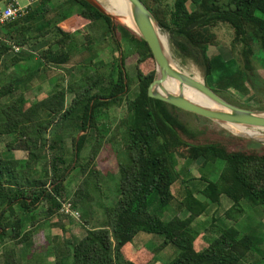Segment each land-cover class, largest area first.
<instances>
[{
  "label": "trees",
  "instance_id": "trees-1",
  "mask_svg": "<svg viewBox=\"0 0 264 264\" xmlns=\"http://www.w3.org/2000/svg\"><path fill=\"white\" fill-rule=\"evenodd\" d=\"M57 1L39 0L27 15L0 29V70L12 45L37 54L42 65L0 87L1 264H41L45 254L53 257L54 264H264L259 225L244 234L235 225L225 226L210 240L209 228L200 231L195 226L200 217L226 202L230 206L225 219L234 224L245 215L246 205L264 207V145L235 137L211 120L185 111L202 121L192 126L182 119L183 110L150 98L156 63L149 45L123 24L113 25L84 0L53 5ZM141 1L169 35L174 54L193 61L217 95L241 108L264 111L260 86L264 79L254 62L255 45L264 53V0ZM74 7L78 11L70 15ZM221 24L233 31L231 55L237 50L241 64L216 80L214 87L213 75L224 64L209 53L211 47L222 45L214 32ZM86 28L110 38L113 61L95 63L90 57L78 78L67 85L57 83L46 97L34 103L24 96L14 99L41 71L68 65L79 46L77 35ZM85 38L92 45V36ZM24 55L13 57L12 65L21 63ZM132 57L137 58L133 79L127 63ZM66 72L73 74L72 69ZM136 85L139 95L131 99ZM249 89L258 95V108L229 96ZM120 113L123 116L112 123ZM86 149L89 155L84 158ZM16 151L27 157H5ZM103 151L104 159L116 164L118 189L113 198L103 190ZM180 159L189 165L202 161L198 177L180 167ZM218 162L224 166L212 180ZM74 172L81 178L75 190L68 183ZM152 200L161 210L175 209L170 221L151 212ZM65 201L89 226L74 241L64 237L70 219L60 211ZM97 208L104 213L102 224ZM182 213L187 214L185 219ZM45 224L63 235L49 240L47 249L37 236ZM141 234L162 240L149 250L148 238L135 244ZM167 248L173 256L164 261Z\"/></svg>",
  "mask_w": 264,
  "mask_h": 264
},
{
  "label": "rangeland",
  "instance_id": "rangeland-1",
  "mask_svg": "<svg viewBox=\"0 0 264 264\" xmlns=\"http://www.w3.org/2000/svg\"><path fill=\"white\" fill-rule=\"evenodd\" d=\"M23 3L26 4V0H22ZM63 0H59L55 2L53 5L60 4L62 3ZM103 6H107L108 4L105 3L103 0H98ZM24 4V5H25ZM56 4V5H57ZM23 5V4H22ZM78 11V7H74L71 10H69V14L73 15ZM56 13H52L50 15V18H54ZM89 32V33H88ZM102 31L100 30H92V28H86L83 31H81L80 34L77 35V39L79 42V46L74 52L72 56V61L66 65V66H58V67H53L49 68L48 72L41 71V76L37 77L32 83L29 85L23 87L21 90H19L15 95L14 99L19 98L20 96H24L29 102L34 103L44 97H46L57 83L67 85L68 82L71 80L74 81L76 78L79 77L80 74L84 72L85 69V60L88 58H92V60L96 62L98 61H104L105 63H110L113 61L112 57V48H111V40L110 38L104 39L101 34ZM214 32L218 35L219 41L221 47H211L210 48V55L211 56H216L218 57L222 63L224 64V68H218L214 75H213V81L212 85H214L215 81L220 79V77L225 76L226 74H230L235 72L238 67L241 64L240 61V56L239 52L236 50L234 53V57L231 55V42L233 39V31L231 28L227 25H219L217 28L214 29ZM90 34L92 36V45H88L87 40L85 38V35ZM166 34L168 41H169V35ZM170 50L171 54L174 58V60L179 64V66L189 74H200L202 77L203 81H205V76L204 72L191 60H186L184 61L183 58H179L177 55L174 54V51L172 49V46L170 44ZM25 49V48H24ZM22 49L20 52L15 53L11 52L8 54V56L5 57L3 60V64L0 70V87L8 82H10L12 79H14L16 76H26L27 74L33 72L34 70L38 69L39 62H38V57L35 54H28L24 55V60L18 64L16 69L13 68L11 59L17 55H20L21 53L25 52V50ZM255 51L256 55L254 56V62L256 66V72L264 79V53L259 51V47L255 45ZM32 55V56H31ZM37 58V59H36ZM137 62L136 57H132L127 61L129 68H128V73L129 77L133 79L135 76V64ZM92 70L94 69V66H90ZM72 69L73 74L68 75L66 70ZM195 78V76H192ZM261 91L264 89V84H260ZM214 87H216L214 85ZM213 87V88H214ZM139 95V90L137 88V85L133 88L132 92L130 93L131 99L136 98ZM229 96L234 100L237 101L241 104L249 105L254 108H258L261 103L256 102V99L258 100V95H256L251 89H249L247 92L244 93H239V92H230ZM264 97V96H263ZM70 100V98L68 99ZM259 101V100H258ZM262 104L264 105V99L261 97ZM9 100H3V103H7ZM256 110V109H253ZM123 116V114H118V117H113L111 119L112 123H116L118 119H120ZM182 119L185 121H188L192 124V126H198L200 124L199 119L194 117L192 114L181 113ZM202 122V121H201ZM213 122V121H212ZM215 123V122H214ZM219 125L218 123H216ZM229 133H231L228 129L225 127L219 125ZM251 129V128H248ZM252 130V129H251ZM261 131V130H257ZM233 136H235L233 133H231ZM238 137V136H235ZM241 139H246L242 137H238ZM250 140V139H246ZM253 141V140H252ZM261 143L264 145V141H254ZM14 153V152H11ZM72 150H69L68 156L72 157ZM9 154V153H8ZM8 154H5V157H7ZM89 155V149H86L82 153V157L86 158ZM106 153L103 151L102 157H101V162L100 166L102 169L105 170L104 178L103 181V190L106 195H109L111 198L116 197V190L118 189V178L117 175L115 174L116 171V164L115 160H108L106 161L104 159ZM27 157V154L25 152H18L16 151L14 159H25ZM115 159V158H114ZM202 161L195 162L191 165H189L186 161L180 159V167H185L186 169H189L190 176L192 177H198V170L201 165ZM224 163L223 162H218V166L216 167L215 171L211 175L212 180H217L219 177V173L221 169L223 168ZM188 176V177H190ZM187 177V176H186ZM81 178L78 172H74L71 178L69 179V184L70 187L75 190L78 184L80 183ZM175 191L180 190V184H176L174 186ZM230 206L227 202L223 204L222 207H219L218 210L212 209L208 215L200 217L195 226L196 229L200 231H204V229L209 228V233H207L209 240L211 238L217 237L220 234L221 228L225 226H231L235 225L242 234L247 233L250 229L256 226L262 227L264 230V207H258V208H251L250 206H245L246 212L243 217H241L238 220V223L234 224L233 222L228 221L225 219V210ZM175 209L172 207L170 211H165L161 210L158 208V203L156 200H152L151 203V212L154 214H157L159 217L162 218L164 221H170L172 217L175 215L176 212H174ZM81 215V213H80ZM187 216L186 213L180 214V217L182 219H185ZM213 217H217V221H213ZM97 220L98 223H103L104 221V213L103 210L97 208ZM94 224H97L96 222ZM67 228H68V234L64 235L65 238L72 239L73 241L76 239H79L82 237L86 229L89 228V226L84 225L82 218L80 221H76L73 219H69V221L66 222ZM213 225V226H212ZM262 230V233L264 234ZM38 237L40 236V239H42L44 244H41L40 246H44L46 244V249H47V242L51 239H53L55 236H60V238L63 237L62 232L59 229H53L50 225L46 224L44 225L43 229L41 232L38 233ZM155 237V238H154ZM144 238L149 239V243L146 245V248L149 250H153L160 242V239L162 240L161 237L157 236H152V235H146V234H141L140 237L135 239V244L139 243L141 240ZM47 253V252H46ZM47 254H45L43 262L41 264H54V259L53 257L46 258ZM173 256V250L171 248H167L163 254H162V259L164 261H168L171 257ZM46 258V259H45ZM1 264V262H0Z\"/></svg>",
  "mask_w": 264,
  "mask_h": 264
},
{
  "label": "water",
  "instance_id": "water-1",
  "mask_svg": "<svg viewBox=\"0 0 264 264\" xmlns=\"http://www.w3.org/2000/svg\"><path fill=\"white\" fill-rule=\"evenodd\" d=\"M103 15L112 20V24L119 22L134 31L150 47L156 63V78L148 88V96L163 101L183 111L207 118L228 129L235 136L260 141L250 137L241 136L232 132L228 126H242L254 130H264V111L252 110L236 106L217 95L205 81L201 82L179 69L174 64L172 54H168L162 41L161 28L152 12L141 0H125L128 5V17L132 25L127 24L119 16H114L98 0H84ZM163 32V31H162ZM179 83L177 92L165 89L168 80ZM185 88L194 89L207 101L201 105L184 95ZM80 137V135H79Z\"/></svg>",
  "mask_w": 264,
  "mask_h": 264
},
{
  "label": "bare ground",
  "instance_id": "bare-ground-1",
  "mask_svg": "<svg viewBox=\"0 0 264 264\" xmlns=\"http://www.w3.org/2000/svg\"><path fill=\"white\" fill-rule=\"evenodd\" d=\"M103 1H105V3L108 4L106 8L109 10V12H111V14H113L114 16H119L120 18H125L122 20L126 22L127 24L132 25L131 21L130 20L128 21L126 19V16L128 17L129 15V12H128L129 8L125 0H103ZM161 35H162L163 45L165 49L167 50L168 54L171 55L168 38L166 34H163L162 31H161ZM174 64L177 68L182 69L176 61H174ZM186 73L189 74L188 72ZM189 75L195 76L196 80L203 82V79L200 76V74L196 73V74H189ZM178 87H179V83L171 79L165 83V89L169 92H177ZM184 95L188 99L196 103H199L201 105L207 104L206 99L194 89L185 88ZM228 128L235 134L250 137L256 140H260V141H264V130L263 131H257L254 129L251 130V129H248L242 126H228Z\"/></svg>",
  "mask_w": 264,
  "mask_h": 264
},
{
  "label": "built area",
  "instance_id": "built-area-1",
  "mask_svg": "<svg viewBox=\"0 0 264 264\" xmlns=\"http://www.w3.org/2000/svg\"><path fill=\"white\" fill-rule=\"evenodd\" d=\"M39 0H27V5L22 6L17 0L0 2V29L6 25L14 23L27 15L29 8ZM12 45V44H11ZM13 52L18 53L22 50L20 46L12 45ZM61 213L70 219L80 221L81 215L70 201L61 202Z\"/></svg>",
  "mask_w": 264,
  "mask_h": 264
},
{
  "label": "crops",
  "instance_id": "crops-1",
  "mask_svg": "<svg viewBox=\"0 0 264 264\" xmlns=\"http://www.w3.org/2000/svg\"><path fill=\"white\" fill-rule=\"evenodd\" d=\"M17 1L20 3V5L23 4L22 6L27 5V2H26V4H25V3H23L22 0H17ZM26 1H27V0H26ZM24 4H25V5H24ZM76 13H77V12H76ZM71 15H72V14H71ZM22 49H23V48H22ZM25 54H26V55H28V54H32V55L34 54V55H35V53H33L32 51L27 50V49L25 50ZM32 55H31V56H32ZM36 55H37V54H36ZM37 57H38V55H37ZM4 59H5V58H4ZM36 59H37V58H36ZM37 60H38V62H39V66H40V67H38V68H41L42 65L40 64V60H39V58H38ZM17 66H18V64H17L16 66H13V68L16 69L15 67H17ZM15 153H16V152H14V153H11V152H10L9 154L7 153L8 155H7L6 158H14ZM45 225H46V224H45ZM48 225H49V224H48Z\"/></svg>",
  "mask_w": 264,
  "mask_h": 264
}]
</instances>
